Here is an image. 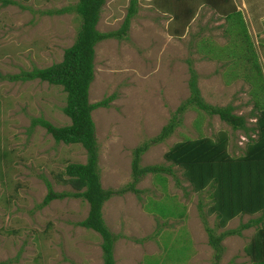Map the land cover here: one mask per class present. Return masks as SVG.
I'll use <instances>...</instances> for the list:
<instances>
[{"label":"rangeland","instance_id":"1","mask_svg":"<svg viewBox=\"0 0 264 264\" xmlns=\"http://www.w3.org/2000/svg\"><path fill=\"white\" fill-rule=\"evenodd\" d=\"M187 1H194L195 8L184 24L167 11H172L165 5L169 0H136L126 34L94 45L88 101L112 96L106 107L91 111L103 189L117 190L131 182L134 148L155 136L188 97L191 71L201 98L210 105H231L246 126L264 108V17L262 26L252 18L254 9L264 8V0H229L228 9L242 14L247 38L234 14L226 20L220 8ZM75 2L0 3V264H102L99 234L77 225L87 213L85 200L66 196L41 205L46 182L55 192L73 191L63 181L64 168L85 162L80 144L55 142L44 128L30 125L34 117L67 125L61 110L64 92L38 79H6L61 59L80 20L73 11L55 10ZM127 5L128 0H104L96 29L116 30ZM250 58H258L259 64L251 62L253 70H246ZM221 131L227 134V150L240 153L245 142L241 129L232 130L216 115L189 106L166 139L138 153L140 167L162 165L171 173H160L163 181L155 172L141 174L133 184L135 192L104 201L102 218L115 237L114 264H258L242 251L254 227L223 238L216 261L204 231L206 225L217 234L256 214L238 215L217 227L214 214L207 212V191H193L181 170L162 156L183 138L214 137Z\"/></svg>","mask_w":264,"mask_h":264},{"label":"trees","instance_id":"2","mask_svg":"<svg viewBox=\"0 0 264 264\" xmlns=\"http://www.w3.org/2000/svg\"><path fill=\"white\" fill-rule=\"evenodd\" d=\"M201 1L215 9L220 8L226 20L234 14L237 17L236 25H240V31H243V36L247 38L242 14L234 7L228 9L229 0ZM10 2L12 0H0L3 5ZM103 2L104 0H76L73 5L55 10L56 12L73 11L80 20L75 38L69 46L62 50L61 59L45 67H32L29 70H20L6 76L9 81L38 79L47 84L60 86L65 94L61 110L68 117L69 123L54 126L43 118L34 117L30 119V125H39L44 128L55 142L78 143L85 150V162L68 163L64 168L66 178L63 181L68 183L73 191L55 192L46 182L47 191L42 198L41 205L66 196L85 200L87 213L77 222V225L99 234L102 264H114L112 247L115 237L108 230L102 218L101 209L104 201L113 194H122L126 191L135 192L133 184L141 174L155 172L156 176H159L157 178L163 181L164 177H160V173H171L170 167L162 165L140 167L138 153L145 151L148 144L166 139L178 125L184 110L189 106L194 107L209 115H216L232 130L241 129L245 136L243 149L236 155L230 153L227 150V134L221 131L214 137L183 138L168 146L162 155L163 159L170 166H176L181 170L183 179L188 182L193 191H207L211 201L207 212L214 214L217 227L224 226L235 216L256 214L255 217L247 219L237 227L224 229L217 234L204 225L207 244L214 251V260L216 261L220 256L222 249L220 242L223 238L239 235L241 230L252 226L254 231L243 245L242 251L250 261L264 264V108L258 110L253 116V125L246 126L243 117L232 112L231 105H210L201 98L193 71L190 72L187 82L188 97L179 103L155 136L134 148L135 153L130 161L131 182L117 190L101 187L96 169V141L91 111L97 107H106L112 96L95 102L88 101V87L93 78L94 45L103 39L122 38L126 34L130 18L136 12V0H128L120 26L116 30L100 32L95 26ZM194 3L191 1L189 4L187 0H169V4L165 5L172 10L167 11L174 16V19H179L185 24L193 17ZM235 29L236 27L233 26V29L229 28V32ZM174 32L175 34L180 32V26ZM223 55L226 56L225 53ZM240 57H242L241 54ZM246 61L250 63L244 64L247 65L246 68L253 70L252 65L254 64L251 62L257 64L256 60L250 58Z\"/></svg>","mask_w":264,"mask_h":264},{"label":"crops","instance_id":"3","mask_svg":"<svg viewBox=\"0 0 264 264\" xmlns=\"http://www.w3.org/2000/svg\"><path fill=\"white\" fill-rule=\"evenodd\" d=\"M253 11H255L256 12V14H254L253 13V16H252V18H253V23L257 26L259 23H260V21H262V19H263V17H264V8H259V7H257L256 9H254ZM136 13V12H135ZM259 25H261V23L259 24ZM262 26V25H261ZM264 26V25H263ZM264 31V30H263ZM257 59V64H259V61H258V58H256ZM246 70H248V69H246ZM145 214V213H144ZM147 217H149L150 219H151V221H152V216H150V215H146ZM153 222V221H152Z\"/></svg>","mask_w":264,"mask_h":264}]
</instances>
